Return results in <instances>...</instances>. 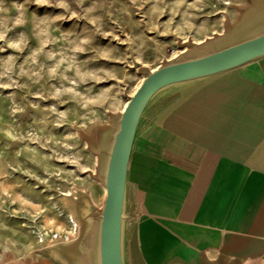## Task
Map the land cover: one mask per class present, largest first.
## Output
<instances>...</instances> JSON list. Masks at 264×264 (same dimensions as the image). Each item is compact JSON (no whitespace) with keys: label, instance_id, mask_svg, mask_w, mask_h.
I'll return each mask as SVG.
<instances>
[{"label":"rangeland","instance_id":"obj_1","mask_svg":"<svg viewBox=\"0 0 264 264\" xmlns=\"http://www.w3.org/2000/svg\"><path fill=\"white\" fill-rule=\"evenodd\" d=\"M249 1L0 0V253L61 256L81 231L72 196H105L86 138L115 124L141 68L223 32Z\"/></svg>","mask_w":264,"mask_h":264},{"label":"water","instance_id":"obj_2","mask_svg":"<svg viewBox=\"0 0 264 264\" xmlns=\"http://www.w3.org/2000/svg\"><path fill=\"white\" fill-rule=\"evenodd\" d=\"M262 11L264 0H250L223 32L181 41L178 55L141 68L143 80L115 124L97 130L99 142L86 138L99 156L90 175L105 196L102 206L85 190L72 196L81 231L56 246L68 264H208V250L228 247L237 213L264 180V76L229 151L192 200L170 214L155 201L144 206L149 190L156 193L147 175L154 142L178 111L228 76L264 72V30L248 36Z\"/></svg>","mask_w":264,"mask_h":264},{"label":"crops","instance_id":"obj_3","mask_svg":"<svg viewBox=\"0 0 264 264\" xmlns=\"http://www.w3.org/2000/svg\"><path fill=\"white\" fill-rule=\"evenodd\" d=\"M254 17L250 27L264 21V11ZM263 76L260 68L228 76L173 116L166 128L167 149L151 159L147 175V184L166 202L179 208L203 190L229 151ZM206 161V172L201 173ZM205 260L208 264H264V180L237 213L228 247L208 250ZM0 264L67 262L52 250L22 254L13 248L0 253Z\"/></svg>","mask_w":264,"mask_h":264},{"label":"bare ground","instance_id":"obj_4","mask_svg":"<svg viewBox=\"0 0 264 264\" xmlns=\"http://www.w3.org/2000/svg\"><path fill=\"white\" fill-rule=\"evenodd\" d=\"M243 36H245V34H243ZM169 138H170V134L167 132V130H164L157 137V139L154 142L153 149L151 152L152 157H155L157 154H160L161 152L166 151L167 146L164 143H166L169 140ZM152 201H155L158 204V210L160 212L170 214L174 210H176V205L174 206L166 202L161 195L154 193L152 190H149L147 198L144 202V206H148Z\"/></svg>","mask_w":264,"mask_h":264}]
</instances>
